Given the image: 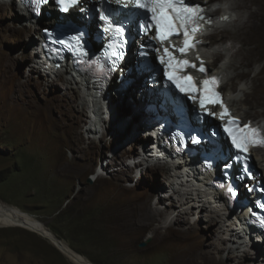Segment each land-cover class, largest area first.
<instances>
[{"label": "rangeland", "instance_id": "obj_1", "mask_svg": "<svg viewBox=\"0 0 264 264\" xmlns=\"http://www.w3.org/2000/svg\"><path fill=\"white\" fill-rule=\"evenodd\" d=\"M235 2L211 0L210 9H234L203 43L209 70L231 63L222 89L238 99L230 107L243 121L264 117L252 89L264 81V24L260 35L241 29L234 21L248 9ZM50 9L31 20L16 0H0V264H264L259 245L230 234L215 202L199 193L205 205L197 206L190 193H173L172 180L182 181L145 143L144 88H108L110 112L99 131L86 130L90 110L79 85L67 81L68 71L45 74L34 57V27L47 25ZM237 48L249 65L238 66ZM262 152L252 160L264 180Z\"/></svg>", "mask_w": 264, "mask_h": 264}, {"label": "snow or ice", "instance_id": "obj_2", "mask_svg": "<svg viewBox=\"0 0 264 264\" xmlns=\"http://www.w3.org/2000/svg\"><path fill=\"white\" fill-rule=\"evenodd\" d=\"M58 3L62 4L63 10L67 11L69 7L73 6L78 2V0H57ZM121 0H117L120 3ZM126 3H131L139 9L145 10V15L151 13L150 21L146 24H142L141 28L145 34L152 28L156 30V37L164 42L172 36H179L182 32L183 34V47H178L172 45V49L179 52L181 55L187 53L190 48H194L196 43L199 41L191 40L194 37L200 27V22L204 19L202 9L199 5L188 6L185 0H126ZM101 19L107 20V17L102 16ZM222 19H227V17H222ZM113 29V25L109 23L106 31ZM122 29L119 27L115 28V33L119 35ZM79 37L73 36L72 40L79 43ZM63 43V41H61ZM71 47V45H69ZM164 53L167 56V67L172 71H167L169 80H171L180 92H190L198 93L207 91V86L212 84L213 89L217 86V78L210 77L199 82V87L197 86L196 80L193 76L187 75H174V72L182 71L185 68L197 69V65L187 59H178L173 51H170L168 47L164 48ZM161 63H165V59L161 58ZM200 73H205L207 69L204 67L203 62L198 67ZM217 98L211 99L208 102L211 104H219L222 111L220 112V118L224 119L228 117L227 123L225 125V131L232 137L233 144L240 149L241 152L247 154L249 149L253 146L264 147V133L261 132L259 128H253L251 124H245L240 126V121L238 118L232 117L228 112L227 107L223 104L222 99H220L219 93H213ZM195 100L196 95L191 97ZM200 108L203 111H207L209 115H214L215 113L208 111L205 104V99L203 94L199 98ZM244 159L247 160L248 156L245 155Z\"/></svg>", "mask_w": 264, "mask_h": 264}, {"label": "bare ground", "instance_id": "obj_3", "mask_svg": "<svg viewBox=\"0 0 264 264\" xmlns=\"http://www.w3.org/2000/svg\"><path fill=\"white\" fill-rule=\"evenodd\" d=\"M210 1L211 0H207V2H210ZM221 1H225V0H221ZM234 2H235V0H234ZM51 4L53 6V1H52ZM50 5L49 6L48 5L45 6L44 8H42V10L44 11V9L46 7H50L52 9L53 7L50 6ZM234 7H236V8L243 7V8H247L248 9V12H247V15L245 16V18L244 19H240V17H238V18L236 17V21L237 22L234 21V23H237L236 25H238L241 29H244L246 31H249L252 34H258V35H260L257 32L260 29V25L261 24H264V0H237V2L234 3ZM233 9H234L233 6L231 7L229 5H226L225 7H221V5L218 4L216 10L213 9L208 14V16H209V19H208L209 24H208V26H214L217 29L218 28L224 29L225 28L224 27L225 25H221V23L227 24V22H229V20H230L229 16L233 14L232 13L233 12L232 11ZM20 13L24 14L22 11H20ZM67 13L70 14L69 11ZM42 14H43V12H41V15ZM222 17H227V19H222ZM34 26H36V25H34ZM221 26H223V27H221ZM262 27H264V26H262ZM34 28L37 30V33L41 29V28L39 29V28H36V27H34ZM206 28H208V27H206ZM220 31L221 30L219 29V32ZM253 38H254V36H253ZM256 38H257V35H256L255 39ZM202 42H203V40H202ZM232 45H233V43L231 44V46ZM206 48H207V45L205 43H202V45L198 48V52L195 54V58H198V57L203 58L204 57L203 56V53H206L207 54V50H205ZM229 49H230V46H227V45L224 46V50L229 51ZM240 50H241L240 48H237V49L232 50V53H231L232 56H237V55L240 54L241 61H239V65H238L239 67L241 65H243V66L249 65L252 60L251 61L248 60V58L246 57V55H245V57H242V53L240 52ZM132 53H133L132 51L131 52L129 51L127 53L126 59L124 58L125 60H123L122 63H125V61L127 62V60H129V59H130V61L133 60L136 56L133 53V59H131ZM214 55L215 56H218L219 54H218L217 51H215L214 52ZM34 57H36V59H39V56H38L36 50L34 52ZM154 57L155 56L153 55V58ZM51 67H52V65H51ZM51 67H50V72H53V68H51ZM147 67H149V66H142V68L145 69V70H142V72H147V70H148ZM228 67H231V63H229V64L221 63V64H219L216 67L213 66L212 68H210V72H219V73H221L223 75V79H226V78H228ZM149 71H150V69H149ZM245 74H247V73H245ZM70 76L73 77L72 79H74L73 81H75L74 84L79 85V87L81 89V90L79 89L80 90L81 102L84 103V104H86V106L90 110V119L89 120L91 121V123L86 128V130L88 132H90V133H95V132L99 131L98 126H100L101 123H104L106 112H110V103H109V99L107 98V93H106L107 89L104 91L103 95L100 98H96L93 95V93H91L92 91L89 88H87L85 85H82L81 79L77 80V76H73V75H70ZM66 79H67L68 82H72L71 81V78L69 76H66ZM147 81H150V80H147ZM252 89L256 93V97H255L254 103L256 105H260V106L263 105L264 104V95L261 94V93H258V92H261V91L264 90V81L263 80H259V84H256L254 82ZM83 90L86 91V92L85 93L82 92ZM117 93L118 94H123L124 92H123V90L122 91L118 90ZM247 94H249V92ZM225 95H227V97H228V105H232L233 102H237L238 101V99L235 96L234 97L232 95L230 96L227 91L225 92ZM245 98H246V96H245ZM144 118L145 117H144V115L142 116V113L139 114V119H144ZM246 120L247 119H243V122H245ZM140 124L143 125L142 122H140ZM207 140H208V138H206V141ZM256 150L259 151V150H262V149H256ZM154 152L157 153L158 150L156 149ZM257 154H256V156H257ZM263 155H264V150L262 152V157L264 158ZM146 157H147V155H146ZM163 168H164L163 169L164 172H167L168 170L171 169V168L169 169L168 167H166L164 165H163ZM173 170L175 172V175H174V178H172V179H174V180L179 179V180L182 181V184H179L177 181L176 182H173V180H172V183H171V188L172 189L171 190H173V193L175 191L182 198L185 197V199L188 198V196H185V193H190V195H192L193 198L192 199H188L187 201H192L193 203H197V206H199L203 202V200H199V198L201 197V196H199V195H201L199 193H202L203 195H205L207 197V199L209 200V202L210 201L212 202V200H215L216 196L214 194L210 193L205 187H203L202 186V183L197 182V177H193L192 175H189V173L184 174V172L181 170V166L179 164L175 165L173 167ZM170 176H171V174H170ZM259 177L261 178V174H260ZM262 181L264 183V180L263 179H262ZM175 184H178V185H175ZM194 185H196V186L197 185H200L202 188L195 187ZM173 186H174V188H173ZM179 186H181V187H179ZM199 201H202V202L199 203ZM202 205H205V204L202 203ZM249 205H253V202H249ZM209 206L211 208V205L210 204H209ZM254 207L255 206L253 205L252 208H254ZM255 209H257V208H255ZM213 210H214V212L216 211L215 209H213ZM220 213H221V215H219L218 212L216 211V215L218 214V216L221 219H223L224 222L228 219L233 224V225L230 224V231L232 232L230 234H234L235 237L238 240H240V244L241 245L243 243H246L247 244V243H249L252 240V242L254 241L255 244H257L259 246L262 245L264 247V234L263 233H259L258 232L259 235H257L254 231L247 230L249 228L247 225H245L242 228H239L234 223V221L231 219L230 214H228L227 210L223 206H221V208H220ZM242 215H244V214L242 213ZM227 229H229V228H227ZM241 234L243 235L242 236V239L243 240H241ZM259 246H257L258 248L256 247L257 250H256V254L255 255L261 257L262 260H264V254L261 252L262 249H260ZM262 251H264V250H262Z\"/></svg>", "mask_w": 264, "mask_h": 264}, {"label": "clouds", "instance_id": "obj_4", "mask_svg": "<svg viewBox=\"0 0 264 264\" xmlns=\"http://www.w3.org/2000/svg\"><path fill=\"white\" fill-rule=\"evenodd\" d=\"M44 13V12H43ZM74 13V10H71L70 11V14L72 15ZM69 14V15H70ZM43 15V14H42ZM41 27L42 28H45V27H47V25H41ZM41 28V29H42ZM41 29H40V31H41ZM40 31L38 32V36L40 35ZM37 36V37H38ZM37 40H38V38H37ZM38 42V41H37ZM36 46H37V43H36ZM35 46V47H36ZM133 47H136V46H134L133 45ZM134 50V49H133ZM37 51V50H36ZM135 51V50H134ZM37 54H38V56H39V59H36V61H37V67H38V69L39 70H41V71H43L45 74H49V75H51V74H54V73H56V72H66V71H68V76H70V75H73V76H77L76 74H74V73H71L70 72V70L67 68L68 66H67V64H65L64 65V70H57L56 68H54L53 66L51 67L50 65H47V62H46V60L45 59H43L42 58V56L37 52ZM136 55V54H135ZM50 67L51 68H53V72H50ZM77 73V72H76ZM214 73V72H213ZM219 73V72H218ZM81 76V75H80ZM79 79H81V83H82V85H85L86 87H87V84L84 82V81H86L87 82V80L85 79V78H83V76H81V77H79V76H77V80H79ZM117 79V78H116ZM116 79H113L112 80V83H110L107 87H106V89H107V91H106V93H108V88H111L112 90H114V91H118L119 89H118V83H116ZM224 82H225V80H224ZM141 85H143L142 84V82H138V84L137 85H135V86H138V87H141V88H143ZM223 85H224V83H223ZM222 85V86H223ZM135 86H132V87H135ZM87 88H89V87H87ZM131 88V87H130ZM105 89V90H106ZM104 90V91H105ZM121 91V90H120ZM221 92H222V94L226 97V101H227V103H228V97H227V95H225V91H224V89H222V87H221ZM91 93H93V92H91ZM104 93V92H103ZM138 93H139V89H138ZM94 95V94H93ZM103 95V94H102ZM101 95V96H102ZM100 96V97H101ZM140 96H141V92H140V94H139V97H138V99H139V101H140ZM100 97H98V98H100ZM97 98V97H96ZM229 107H230V105H228ZM191 108H193L194 109V106L192 105L191 106ZM230 109H231V107H230ZM141 113H142V116H143V110L141 109ZM231 114L232 115H235V116H237V117H239L240 119H241V117L238 115V114H236L233 110H231ZM248 120V119H247ZM251 120H253V121H257L258 120V124H260L262 127H264V117H259V118H257V119H251ZM141 121H142V119H141ZM241 121H242V119H241ZM208 122H209V125H215V126H219V123H221V120H219L218 118H216V117H211V118H208ZM144 126V128H146V123L143 125ZM146 132H149L150 133V135H151V133L153 132V130H148V129H146ZM154 142H158L156 139H154V137L151 135V136H149V138L147 139V141L145 142L146 144H148L149 146H150V144L151 143H154ZM221 142H222V144L224 145V146H226V145H229V143H228V141L227 140H225V139H222L221 140ZM158 145V144H157ZM254 149L256 150V149H263L264 150V147H257V146H255L254 147ZM254 149H252L251 150V152H250V162H251V166H252V168L254 169V171H255V174H254V179L252 180L251 178H250V180L249 181H246V182H249V184L251 183L252 185H253V183L255 182V181H259V183L261 184V186L262 187H264V183H263V181H262V179L259 177L260 176V171L256 168V166H255V164L253 163V160H252V156H253V151H255ZM166 163V162H165ZM167 164V163H166ZM171 168H173L175 165H177V164H174V165H172V164H168ZM182 170V169H181ZM174 171V170H173ZM183 171V170H182ZM184 172V171H183ZM216 174H218V173H216ZM197 182H199L198 181V178H197ZM195 187H196V185H194ZM200 186V185H199ZM203 186V185H202ZM201 187V186H200ZM204 187V186H203ZM244 187V186H243ZM243 187L241 188V190H242V192H243ZM202 188V187H201ZM240 190V191H241ZM261 196V195H260ZM263 198V197H262ZM221 202V201H220ZM216 210L218 211V212H220L217 208H216ZM227 212H228V214H230V217H232L231 216V213L232 212H230L229 210H227ZM233 215H235L236 217H238V215H239V213L238 212H233ZM233 220V219H232ZM234 223H235V221H234ZM236 224V223H235Z\"/></svg>", "mask_w": 264, "mask_h": 264}, {"label": "water", "instance_id": "obj_5", "mask_svg": "<svg viewBox=\"0 0 264 264\" xmlns=\"http://www.w3.org/2000/svg\"><path fill=\"white\" fill-rule=\"evenodd\" d=\"M88 181H91L90 178H88ZM143 244V242H141V245Z\"/></svg>", "mask_w": 264, "mask_h": 264}]
</instances>
